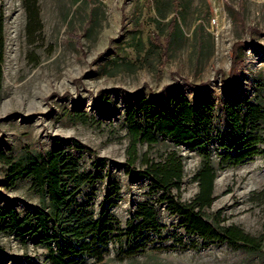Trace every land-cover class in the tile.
<instances>
[{
    "label": "rangeland",
    "instance_id": "374dc122",
    "mask_svg": "<svg viewBox=\"0 0 264 264\" xmlns=\"http://www.w3.org/2000/svg\"><path fill=\"white\" fill-rule=\"evenodd\" d=\"M37 8L39 26L29 34L26 0H0V148L16 158L59 148L87 176L79 186L68 180L60 226H48L58 235L52 244L94 246L93 234L76 240L69 231L87 218L114 229L106 246H94L102 260L92 252L77 256L90 264H264V153L223 163L249 149L247 130L229 110L241 118L249 105L264 106V0H37ZM142 99L158 111L188 99L208 120L192 124L195 145L163 136L139 144L131 174L126 117L134 109L145 124ZM258 147L264 151V141ZM144 153L154 162L181 157L184 176L172 189L181 201L197 195L195 174L208 153L215 199L204 216L260 238L261 251L188 232L163 192L139 173ZM43 200L31 177L11 186L9 166L0 163V207L13 206L38 225V209L49 211ZM144 207H154L155 223L140 215ZM44 236L29 232L24 241L1 224L0 264H52Z\"/></svg>",
    "mask_w": 264,
    "mask_h": 264
},
{
    "label": "trees",
    "instance_id": "16d2710c",
    "mask_svg": "<svg viewBox=\"0 0 264 264\" xmlns=\"http://www.w3.org/2000/svg\"><path fill=\"white\" fill-rule=\"evenodd\" d=\"M26 8L29 15L27 30L30 34L37 25L39 26L37 0H26ZM161 47L163 54L166 53L168 44L161 42ZM236 63L237 61L234 60L232 76ZM232 76L226 81L227 84L232 80ZM174 105V110L165 107L158 111L152 101L142 99L139 110L144 112L146 116V122L143 125L139 123V111L130 109L127 112L126 124L130 138L128 148L129 173L134 174L131 166L139 157V144L153 145L159 141L160 136L169 137L177 144L191 143L195 145L197 143L199 134L192 127V124L207 121L206 112L196 108L188 99H178ZM229 116L232 117L238 127L247 130L248 133L244 141L245 146L249 149L233 157L226 155L223 163L229 160L237 164L246 158L264 153L258 147L264 141V106L260 104L249 105L247 113L241 118L239 112L233 107L229 110ZM146 156L144 153L141 157L145 167L139 170V173L146 175L152 184L163 192L169 207L183 218V223L188 232L196 234L206 241L219 240L231 244L243 243L253 251H261L262 240L260 238L245 232L235 224L221 226L204 216L203 210L210 207L215 199L216 169L211 164L208 153L203 155V163L195 174V180L199 183V191L191 201H181L172 194L173 188L180 189L184 176V164L181 157L173 153L163 161L154 162ZM0 163L9 166L11 186L15 185L20 177H31L34 186L43 195V199L45 200V197L49 199V211L46 210V206L40 207L37 211L38 225H33L31 216L22 215L13 206L0 207V225L6 223L7 229L17 233L24 241H26L27 233L36 234L40 230L44 231L48 260L52 264H90L84 259H77V256H80L82 252H92L98 260L103 259V253L95 248L99 243L106 246L108 234L114 229L111 225L102 224L100 221L78 218L79 227L69 229L76 236V240L85 238L88 233L93 234L92 239L95 241V248L92 246V241L78 245L76 241L62 242L55 239L57 243L52 244L58 235H54L55 237L50 235L48 226L50 222L57 228L60 226L64 209L67 207L68 198L71 194V191L68 190V180L76 181L78 186L87 181V176L78 173L77 167L72 166L67 161L61 149L40 150L31 155L16 158L8 155L0 148ZM140 215L147 222L152 224L156 222L154 207H144ZM75 216L77 220L78 215Z\"/></svg>",
    "mask_w": 264,
    "mask_h": 264
}]
</instances>
